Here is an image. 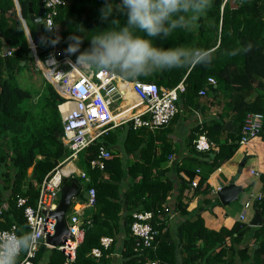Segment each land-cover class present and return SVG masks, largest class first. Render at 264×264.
<instances>
[{"label": "trees", "instance_id": "obj_1", "mask_svg": "<svg viewBox=\"0 0 264 264\" xmlns=\"http://www.w3.org/2000/svg\"><path fill=\"white\" fill-rule=\"evenodd\" d=\"M62 1L64 4L54 18L55 30L48 31L42 25V39L36 46V50H42L39 59L57 51L61 56L76 60L79 53L68 50L71 38L79 36L82 39L80 51H83L90 46V39L95 34L115 27L100 19L99 10L104 0ZM115 2L119 3V0ZM37 3L38 0H32L34 12ZM15 4L27 22L31 37L35 26L29 20L28 0H0V230H9L14 225L19 232L27 231V225L17 199L25 198L28 205H34L39 184L68 151L63 147L61 137L55 135L62 131L58 105L64 99L52 84L48 82L47 96L40 108L31 112L21 107L22 101L31 97L30 93L11 81L10 74L27 64L32 67L35 64V59L28 56L30 45ZM117 19L120 26L126 23L122 13L117 14ZM1 43L11 47L10 54L8 51L5 55L1 53ZM153 43L163 47L188 45L214 51L215 59L207 67L197 65L159 71L137 80L153 82L166 89L182 82L184 91L179 94L178 101L200 108L204 105L199 101L198 93L205 88L206 79L213 77L215 85H208L207 95L210 101L223 98V110L211 121L196 126L193 136L205 134L216 150L198 151L197 156L165 168L166 158L172 152L171 145L156 138H145L144 133L152 131L150 129L133 130L128 123L120 126L123 131L119 135L109 131L99 137L80 153V169L88 174L89 182L83 184L73 177L79 183V192L67 213L70 214L76 203L87 202L81 189L85 185L86 193L89 187L95 188L96 201L80 219L84 239L70 264H110L117 236L121 233H124L122 264H264V173L259 177L262 197L255 205L263 218L260 227L237 221L231 228L222 227L218 231L205 228L200 211L209 204L215 205L210 200L203 202L205 206L198 204L191 217L178 222L175 227L165 224V208L174 191H177L174 210L190 215L186 211L189 201L211 190L207 182L209 176L239 148V129L245 115L261 113L264 117V0H213L212 8L194 30H177L166 39H153ZM248 45L251 50L245 52ZM225 119L232 122L235 132L224 130ZM118 136L123 156L131 154L134 161L126 163L111 152L104 160V169H90V161L97 157L99 146L111 149L118 145ZM258 136L264 142V119ZM67 168L68 164L63 170ZM180 172L187 178H182ZM195 176L199 180L192 186ZM71 179L64 177L62 185ZM215 202L219 204L216 197ZM140 211L153 214L150 223L157 235L154 247L139 254L134 251L135 239L130 233V225L134 221L133 213ZM105 236L112 238L107 248L100 244V239ZM93 248L101 250L100 258L90 255ZM180 253L183 254L181 261ZM33 264H64V256L57 248L41 244Z\"/></svg>", "mask_w": 264, "mask_h": 264}, {"label": "built area", "instance_id": "obj_2", "mask_svg": "<svg viewBox=\"0 0 264 264\" xmlns=\"http://www.w3.org/2000/svg\"><path fill=\"white\" fill-rule=\"evenodd\" d=\"M62 0H42V25L48 30H55L54 18ZM10 54V51L7 52ZM35 66L44 72L46 80L52 84L57 93L64 99L60 106H65L62 112V144L68 155L58 161L57 165L45 176L38 186V197L34 205H28L25 198L17 199V206L23 208V215L27 231L33 226L42 228L43 236L40 244H45V238L55 232L56 220L48 213L54 211L59 200V193L64 177H76L80 182L88 183L90 178L83 170L63 168L68 162L78 158L99 137L105 135L110 129L131 124L133 130L146 128L157 130L167 126L178 112L177 101L179 94L184 91L182 82L175 87L160 88L153 82L130 81L131 89L138 101L133 107L120 109L118 105L124 99L120 94L117 79L105 76L103 73L82 74L74 70L76 60L61 56L57 51L46 55L43 59H35ZM215 79L208 77L206 85H214ZM206 94V88L198 93ZM261 113H248L242 120L239 129V145L247 144L258 136L262 125ZM197 151L213 149L205 134H199L194 141ZM110 151L103 145L98 148V155L90 161V169H104V160L110 156ZM73 164V163H72ZM198 172V171H197ZM251 173L256 174L254 171ZM192 186L196 181L192 180ZM251 199L244 204L247 209L251 201L257 202L262 195H251ZM96 201L94 187L87 189V205L93 207ZM166 209V208H165ZM45 211V214H43ZM153 214L149 211L133 213L134 221L130 225V233L135 239L134 251L142 253L145 249L153 248L157 231L152 228L150 221ZM244 213L240 215L243 219ZM66 227L67 240L57 247L64 256V264L72 263L76 258L77 247L84 239V230L80 225V213L73 208L67 213ZM9 230H16L13 225ZM112 243L111 237H102L100 244L107 248ZM46 245V244H45ZM31 254H21L18 264H33L37 250ZM95 258L101 257V250L93 248L90 253ZM150 264H155L151 262Z\"/></svg>", "mask_w": 264, "mask_h": 264}, {"label": "clouds", "instance_id": "obj_3", "mask_svg": "<svg viewBox=\"0 0 264 264\" xmlns=\"http://www.w3.org/2000/svg\"><path fill=\"white\" fill-rule=\"evenodd\" d=\"M212 6L213 0H104L100 19L115 27L99 31L83 51L82 39L71 38L68 50L79 53L74 70L82 74L103 73L128 82L159 71L207 67L215 59L212 49L163 47L154 44L153 39H166L177 30H194ZM118 13L126 18L123 26L117 19ZM250 50L251 45L244 48L245 52ZM42 236L39 226L19 232L0 230V264H18L22 253L31 254L37 249Z\"/></svg>", "mask_w": 264, "mask_h": 264}, {"label": "crops", "instance_id": "obj_4", "mask_svg": "<svg viewBox=\"0 0 264 264\" xmlns=\"http://www.w3.org/2000/svg\"><path fill=\"white\" fill-rule=\"evenodd\" d=\"M17 16L21 21L24 34L28 40V34L30 35V32L27 26V22L24 19H23L24 21H22V17L20 16L18 10H17ZM117 84L119 86L120 94L124 98L122 102L118 105V107L120 109L123 108L127 109L130 106L133 107L134 104L138 101V99L131 89L130 81L121 82L117 80ZM205 88H206V94L204 96L199 97V101L204 105L203 107L195 108L194 106H189L188 103H186L185 101H180V102L178 101V105H177L178 112L167 126L144 133V137L147 139L151 140V138H156L161 142H168L171 145L172 152L166 158V164L164 165L165 168H169L173 165H179L182 163V161H187L189 158L197 156V153L199 152L196 149L195 150L193 149L194 141L198 136V135L193 136L194 132L196 131V126L198 125L201 126L203 122L211 121L214 117L217 116V114L222 112L221 108L225 100L223 98H219L210 101V98L207 95L209 92V86L206 85ZM37 99L41 100L43 98L42 96H39L37 97ZM21 107L23 109H26L24 104L21 105ZM58 110L60 113V117L62 119V112L65 110V106H60L59 104ZM225 121L227 122L230 120L225 119ZM109 131H113V133L119 135V132H122L123 129L120 127L118 129L116 127L110 129ZM120 142H121V138L120 136H118V145H114L111 147V149L108 148V150L110 151V153L112 152L116 155H119L124 160V162L131 163L132 161H134L133 155L128 154L126 156H123L122 149L120 148L121 147ZM212 146H213V150H216V146L213 143ZM244 149L246 150L244 154L242 155L240 154V156H237V154H239ZM236 156L237 159H235ZM211 157H214V155H211ZM263 157H264V142L261 140L259 136L254 137L247 144L243 146H239V148L236 150L233 156L229 160L219 165L217 170H215L209 176L207 182L210 185L211 190L206 193L198 194L194 196L192 200L189 201L186 211L190 213V215L181 214L174 210V204L176 202L175 196L177 195V191H174L173 195H171L168 198V204L166 205V209H165L166 226H169L170 228L175 227V225L178 222L190 218L191 213H193L195 207L198 204H202L203 206H205V204H203L205 200L206 201L210 200L211 203L212 204L214 203L215 205H219V204L222 205L220 202L219 204H216L215 202V197L217 198L216 192L219 189L218 181L227 183L229 179H231V177H233L237 173H238V177L235 180V185H237L243 190L241 193L245 192L246 189H250L251 191L250 196L251 195L256 196L258 194L262 195V183L259 177L261 174L264 173ZM249 158H250L249 166L247 169H245L244 167ZM241 163H243V166H240ZM77 170H82V169H77ZM252 171H254L256 174L251 173ZM179 175L184 179L187 178L184 172H180ZM167 176L171 178L174 177L172 173H167ZM220 177H222L224 180H221ZM193 180L196 181V185H197L199 177L195 176ZM81 189L84 190L85 196L87 197L86 185L84 187H81ZM248 201L249 198L245 200L244 204ZM232 202L228 205H223L225 207H219V208L211 206V204L205 206V208H203L200 211V217L203 220L205 228L209 230L218 231L222 227L231 228L233 224L237 221L249 224V222L252 220L255 214L254 204L256 202L251 201V205L247 209L244 208V204H243L244 209H239V210H234L231 207ZM86 203L87 202L76 203L74 206V209L80 213V219L83 216H85L86 212L91 208ZM248 209L250 210L247 211ZM242 213H244V217L243 219H240V215ZM123 237H124V233H121L117 236V240L115 242V252L110 256L111 259L110 264H122L121 247H122ZM182 258H183V254L180 253L179 261H181Z\"/></svg>", "mask_w": 264, "mask_h": 264}, {"label": "water", "instance_id": "obj_5", "mask_svg": "<svg viewBox=\"0 0 264 264\" xmlns=\"http://www.w3.org/2000/svg\"><path fill=\"white\" fill-rule=\"evenodd\" d=\"M31 4H32V0H28L29 20L31 24L35 26V33L33 37H31V35L28 34V40H30L32 43V46L30 45V51L28 53V56L37 59V57L42 53V50H35V49L38 42L42 39L41 19L44 11L42 7V0H38L36 12H34V10L32 9ZM16 6L19 7L18 4H16ZM18 11L21 16L19 8ZM22 21H24L23 18ZM10 48L11 47L9 45L5 43H1V53L3 55H5L6 52L10 50ZM23 64L24 62H21V65ZM131 81H138V80L135 79ZM223 128L226 131L232 133L235 132V126L231 123V121H227L224 124ZM55 135L62 137L63 133L61 131L59 133H55ZM240 166H243V163H241ZM237 177H238V173L233 177H231V179H229L227 183L218 181L219 189L216 192V195L219 202L222 205H228L232 201H236L238 198V194L243 191L240 187L235 185V180L237 179ZM78 192H79V183L74 178H72L69 183H66L61 186L57 207L54 211L48 213L49 216L53 217L56 220V226H55L54 234L48 235L45 238V244L47 246L52 248H57L59 246H62L63 243L67 240V236H68V230L66 227L67 212L70 207L72 199H74L78 195ZM254 205H256V203ZM43 214H45V211H43ZM262 223H263V218L261 216V212L258 209H255L254 217L249 222V226L260 227Z\"/></svg>", "mask_w": 264, "mask_h": 264}, {"label": "rangeland", "instance_id": "obj_6", "mask_svg": "<svg viewBox=\"0 0 264 264\" xmlns=\"http://www.w3.org/2000/svg\"><path fill=\"white\" fill-rule=\"evenodd\" d=\"M18 8L19 7L16 6L17 10ZM28 43L29 45L32 46V43L30 40H28ZM37 64L38 63H36V65ZM10 75H11V81L15 85L28 91L31 95L29 99H25L22 101V105L24 104L26 109L31 112H34L35 110H37L40 107V105H42V101H43V99L38 100L37 97L42 96V98H44L47 96L46 90H47L48 81L46 80L44 76V72L41 69H38L33 63V67L30 64H27L25 67H20L18 70H16V72ZM221 110H223V106ZM245 151L246 150L244 149L239 154H237V156H240V154L241 155L244 154ZM237 156L235 157V159H237ZM80 160H81V155L79 154L78 158L72 161L73 165L77 169H80L81 167ZM249 163H250V158L247 160V163L244 167L245 169L248 168ZM250 192H251L250 189H246L245 192L239 194L238 199L235 202H232L231 207L234 210L244 209L243 204L245 200H247L248 198L249 200L251 199ZM214 207L219 208V207H225V206L219 204V205H214ZM249 210L250 209H248L247 211Z\"/></svg>", "mask_w": 264, "mask_h": 264}, {"label": "bare ground", "instance_id": "obj_7", "mask_svg": "<svg viewBox=\"0 0 264 264\" xmlns=\"http://www.w3.org/2000/svg\"><path fill=\"white\" fill-rule=\"evenodd\" d=\"M67 164L69 165L70 169H76V167L72 163L68 162Z\"/></svg>", "mask_w": 264, "mask_h": 264}]
</instances>
